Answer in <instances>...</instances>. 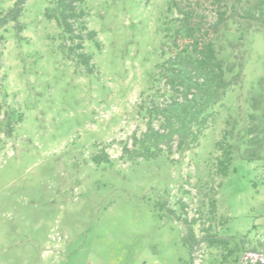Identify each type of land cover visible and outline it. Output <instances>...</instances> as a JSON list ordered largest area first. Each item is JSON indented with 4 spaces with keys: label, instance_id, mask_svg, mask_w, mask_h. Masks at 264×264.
I'll return each instance as SVG.
<instances>
[{
    "label": "rangeland",
    "instance_id": "374dc122",
    "mask_svg": "<svg viewBox=\"0 0 264 264\" xmlns=\"http://www.w3.org/2000/svg\"><path fill=\"white\" fill-rule=\"evenodd\" d=\"M16 2L0 0V19ZM167 3L84 0L101 46L84 42L92 72L67 57L60 28L45 16L49 0H24L17 21L0 25V264H226L203 244L192 261L183 240L182 218L206 214L211 194L220 235L264 236V29L257 24L242 48L234 31L228 35L232 54L245 51L242 82L209 110L213 121L196 149L121 158L146 130L148 95L154 86L157 95L164 90L156 65ZM253 96L260 102L251 120ZM249 127L262 159L246 162ZM225 129L236 156L220 177L215 143Z\"/></svg>",
    "mask_w": 264,
    "mask_h": 264
},
{
    "label": "trees",
    "instance_id": "16d2710c",
    "mask_svg": "<svg viewBox=\"0 0 264 264\" xmlns=\"http://www.w3.org/2000/svg\"><path fill=\"white\" fill-rule=\"evenodd\" d=\"M23 2L17 0L6 17L0 19L1 26L17 21ZM83 3L84 0H49L45 16L60 28L67 57L86 72H92V55L83 51L84 42L94 43L98 50L101 46L97 33L88 29ZM159 23L162 42L156 83H162L164 90L157 95L160 90L154 86L157 92L148 95L144 107L146 130L140 136L131 137V148L126 144L122 147L121 158L131 162L160 155L182 156L196 149L203 131L213 121V111L209 110L221 102L227 91L242 82L245 51L238 49L232 54L228 35L234 31L236 48H242L252 26L257 24L264 29V0H168ZM3 40L0 35V44ZM1 59L0 51V68ZM259 102L257 96L251 98L249 119H254ZM254 130L249 127L242 142L247 152L241 158L246 162L262 159L257 151L260 142L253 138ZM231 133L232 129H225L215 143L218 153L215 172L220 177L228 175L236 156ZM108 159L104 155V160ZM181 208H184L183 203ZM216 210V198L211 194L206 214L189 221L182 218L186 229L183 240L191 260H194L195 247L203 244L207 249L217 250L222 263L264 264V236L220 235L212 224ZM218 222L223 226L221 217ZM197 224L200 236L193 228Z\"/></svg>",
    "mask_w": 264,
    "mask_h": 264
}]
</instances>
